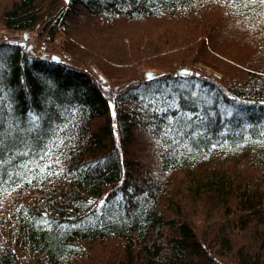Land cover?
Instances as JSON below:
<instances>
[{"label": "trees", "instance_id": "16d2710c", "mask_svg": "<svg viewBox=\"0 0 264 264\" xmlns=\"http://www.w3.org/2000/svg\"><path fill=\"white\" fill-rule=\"evenodd\" d=\"M0 23V264H264V0H0Z\"/></svg>", "mask_w": 264, "mask_h": 264}, {"label": "water", "instance_id": "95a60500", "mask_svg": "<svg viewBox=\"0 0 264 264\" xmlns=\"http://www.w3.org/2000/svg\"><path fill=\"white\" fill-rule=\"evenodd\" d=\"M28 38H29L28 37V33L27 32H24V38H23V40L19 41V43L21 45H23V46H26L27 49H29L30 51H33L34 50V46H33L32 43H27ZM44 56L47 57V56H49V54L48 53H45ZM50 58L53 59V60H56V61H60L62 59L60 56H58L56 54L50 55ZM188 72H190V69H188L187 67H182L180 69V71H179L180 75H183V74L188 73ZM146 75H147V78L148 79H152L156 75V72L153 71V70H150V71H148L146 73ZM98 77H99V80L103 83L104 87L105 88H108L109 85L107 84L106 78L101 73L98 74ZM110 105H111V109H113L111 102H110Z\"/></svg>", "mask_w": 264, "mask_h": 264}, {"label": "rangeland", "instance_id": "374dc122", "mask_svg": "<svg viewBox=\"0 0 264 264\" xmlns=\"http://www.w3.org/2000/svg\"><path fill=\"white\" fill-rule=\"evenodd\" d=\"M3 33H5V31H4V29H3V25H2V23H0V36H1V34H3ZM23 38H24V35L22 36V34L19 36V37H17V39L18 40H23ZM45 39H37V38H35V37H33V36H31V35H29V39H28V41H27V43H32L33 44V46H34V50L32 51V52H35V53H42L45 49H46V47H45V45H46V43H45V41H44ZM58 40V39H57ZM40 42V43H39ZM182 68V67H181ZM180 68V69H181ZM148 71H150V70H148ZM147 71V72H148ZM153 71H155L156 72V70H153ZM157 74V73H156ZM99 78V77H98ZM106 78V77H105ZM106 80H107V78H106ZM121 83V82H120ZM107 84L109 85V87L111 86L110 84V82L107 80ZM116 87V86H115ZM119 87V86H118Z\"/></svg>", "mask_w": 264, "mask_h": 264}, {"label": "bare ground", "instance_id": "6f19581e", "mask_svg": "<svg viewBox=\"0 0 264 264\" xmlns=\"http://www.w3.org/2000/svg\"><path fill=\"white\" fill-rule=\"evenodd\" d=\"M28 37H29V34H28ZM29 39V38H28ZM14 41V40H13ZM19 41H21V40H19Z\"/></svg>", "mask_w": 264, "mask_h": 264}]
</instances>
